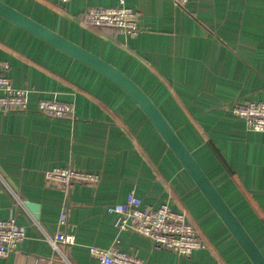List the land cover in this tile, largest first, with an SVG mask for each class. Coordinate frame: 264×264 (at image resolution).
I'll list each match as a JSON object with an SVG mask.
<instances>
[{"label": "crops", "instance_id": "crops-1", "mask_svg": "<svg viewBox=\"0 0 264 264\" xmlns=\"http://www.w3.org/2000/svg\"><path fill=\"white\" fill-rule=\"evenodd\" d=\"M110 62L155 103L264 254V131L232 112L264 101V0H124L138 13L133 37L88 23L89 6L117 0H1ZM0 61L25 112H0V218L25 238L0 264H94L89 246L131 252L147 264H252L143 110L110 79L0 16ZM41 98L69 102L72 115L35 110ZM97 173L65 192L44 172ZM133 191L186 213L205 242L189 255L114 225L112 206ZM39 204L35 217L23 201ZM66 209V223H58ZM57 231L74 242L51 246Z\"/></svg>", "mask_w": 264, "mask_h": 264}, {"label": "built area", "instance_id": "built-area-1", "mask_svg": "<svg viewBox=\"0 0 264 264\" xmlns=\"http://www.w3.org/2000/svg\"><path fill=\"white\" fill-rule=\"evenodd\" d=\"M113 6H89L84 11L85 19L94 26H107L113 30L133 37L141 31L138 13L125 5L124 0H117ZM176 5L187 0H172ZM0 67L7 63L0 61ZM27 87H16L10 78L0 71V112H25L28 107ZM35 110L52 117L72 115L73 107L69 102L41 98ZM232 112L242 118L248 129L264 131V101H235ZM47 182L53 183L68 192L76 181L95 182L97 173L71 167H54L44 172ZM115 212L114 225L118 230H130L147 237L154 245L173 251L179 255H189L197 248L205 247V242L196 227L188 220L183 211L171 208L167 200L157 206L144 204L133 191L125 199L112 206ZM66 209L60 212L59 225L66 223ZM25 238L24 228L17 223L15 216L0 218V257L14 250ZM72 232L57 231L49 238L50 244L57 249L58 243L74 242ZM89 252L97 258L94 264H147L142 258L131 252L119 249L117 244L108 248L91 245Z\"/></svg>", "mask_w": 264, "mask_h": 264}, {"label": "water", "instance_id": "water-1", "mask_svg": "<svg viewBox=\"0 0 264 264\" xmlns=\"http://www.w3.org/2000/svg\"><path fill=\"white\" fill-rule=\"evenodd\" d=\"M0 16L93 68L125 91L146 114L162 139L180 161L252 264H264L263 252L236 217L189 149L168 123L159 108L129 76L110 62L72 42L1 0ZM23 205L37 217L39 210V204L37 202L26 200L23 201Z\"/></svg>", "mask_w": 264, "mask_h": 264}, {"label": "trees", "instance_id": "trees-1", "mask_svg": "<svg viewBox=\"0 0 264 264\" xmlns=\"http://www.w3.org/2000/svg\"><path fill=\"white\" fill-rule=\"evenodd\" d=\"M183 141V140H182ZM171 150V149H170ZM173 153V152H172ZM174 154V153H173ZM176 157V156H175ZM177 159V157H176ZM178 160V159H177ZM178 162L180 163V161L178 160ZM231 234V233H230ZM232 235V234H231ZM234 238V237H233ZM235 239V238H234ZM236 241V240H235ZM237 242V241H236ZM242 249V248H241ZM244 252V251H243ZM248 258V257H247ZM249 259V258H248ZM250 260V259H249ZM252 263V262H251Z\"/></svg>", "mask_w": 264, "mask_h": 264}]
</instances>
